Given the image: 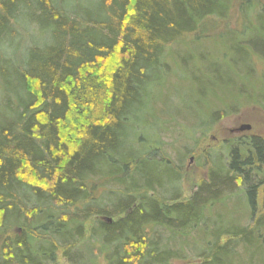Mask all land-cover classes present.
<instances>
[{
  "label": "trees",
  "instance_id": "trees-1",
  "mask_svg": "<svg viewBox=\"0 0 264 264\" xmlns=\"http://www.w3.org/2000/svg\"><path fill=\"white\" fill-rule=\"evenodd\" d=\"M224 33L241 44L177 53L224 48ZM250 49L264 63L261 0H0V264H60L59 249L68 264H170L159 230L197 237L198 264H264L263 136L207 154L188 199L155 194L179 179L158 155L170 105L198 108L204 135L264 97ZM237 196L244 225L220 214Z\"/></svg>",
  "mask_w": 264,
  "mask_h": 264
},
{
  "label": "rangeland",
  "instance_id": "rangeland-1",
  "mask_svg": "<svg viewBox=\"0 0 264 264\" xmlns=\"http://www.w3.org/2000/svg\"><path fill=\"white\" fill-rule=\"evenodd\" d=\"M73 5H81L83 0H69ZM264 4V0H261ZM72 11V9H71ZM230 18H233L232 15ZM213 23L210 22L208 26L212 27ZM247 25L250 29H255L258 26L257 21L251 20L249 24L239 22L234 29L235 33L233 36H238L243 33L244 25ZM33 29V24L31 26ZM217 27V26H216ZM218 28V27H217ZM30 31V29H29ZM246 30L245 32H247ZM250 32L244 34V36H249ZM223 39L226 42V46L221 45L220 47L214 45V39H202L198 43H193V45L187 46L185 48L177 47V53L179 56H185L189 52H196L197 54L207 56L211 54L217 56L220 53H227V47L236 49L242 42V37L234 39L232 43V35L229 33L223 34ZM188 41V39H186ZM176 50V49H175ZM248 57H250L253 62L256 64V74L264 76V63L260 60L262 55L257 54L256 50L247 51ZM196 54V55H197ZM227 57H230L229 54H226ZM223 57V55H221ZM260 57V58H258ZM213 58V57H212ZM259 62V63H258ZM198 60H193V65H196ZM219 63V62H217ZM196 76V75H195ZM197 77V76H196ZM171 85H178L177 79L170 77ZM264 79L260 78L259 82L263 84ZM185 83H187L185 81ZM182 85V84H180ZM228 94L227 91L222 92ZM0 99L3 97L0 90ZM258 103H247L245 106L236 109L233 113H228L222 116L217 122L212 124L211 129L206 131L203 135L205 126H197L200 117L198 116L199 110L195 107L187 108L182 104H173L171 106V112L175 113L174 120H167L164 123V128L162 130V135L164 141L163 145V155L160 153L158 155L165 157L175 168L178 180H175L174 183L171 182L168 188L156 189L155 194H160L164 196H171L172 194L179 193L182 200L188 199L191 193L197 188L201 179L206 177L207 169L210 165L209 155L212 152H219L220 155L225 154L223 148L225 141L228 139L241 134H257L264 137V97L257 98ZM221 110L229 111V108H222ZM233 111V110H231ZM178 113V114H177ZM201 113V112H200ZM248 124L250 125V130L238 131V128L241 125ZM225 147V146H224ZM157 160L160 157L156 158ZM177 186L173 189L171 186ZM170 188V190H169ZM168 189V190H166ZM176 194V195H177ZM28 207L34 206L33 200L27 203ZM245 199L241 196H237L233 199H230L229 204L222 206L220 208V214L223 219L229 217L235 218L238 221V224L244 225L250 221L249 212L246 211ZM226 221V220H224ZM228 221V220H227ZM96 222L95 216L90 217L87 227ZM13 232H20V224H17L13 227ZM159 248H164L172 255L169 259L170 264H198L200 262L198 249L195 247V244L199 242V239L196 237L195 242L192 241L189 237H182L174 235L165 230H159ZM87 237V236H86ZM200 243V242H199ZM61 244V242H58ZM84 244V243H83ZM81 244V245H83ZM80 245V246H81ZM77 248L72 249L74 253ZM58 257L60 264L66 263L65 258L62 256V250H58ZM246 262V261H245ZM244 263V262H243Z\"/></svg>",
  "mask_w": 264,
  "mask_h": 264
},
{
  "label": "water",
  "instance_id": "water-1",
  "mask_svg": "<svg viewBox=\"0 0 264 264\" xmlns=\"http://www.w3.org/2000/svg\"><path fill=\"white\" fill-rule=\"evenodd\" d=\"M250 125L248 124H244V125H241L239 128H238V131H244V130H250ZM106 219V218H105ZM107 221H109L110 219H106Z\"/></svg>",
  "mask_w": 264,
  "mask_h": 264
}]
</instances>
